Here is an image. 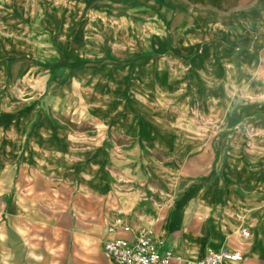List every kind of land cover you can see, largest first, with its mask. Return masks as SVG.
Returning a JSON list of instances; mask_svg holds the SVG:
<instances>
[{
	"label": "crops",
	"instance_id": "1",
	"mask_svg": "<svg viewBox=\"0 0 264 264\" xmlns=\"http://www.w3.org/2000/svg\"><path fill=\"white\" fill-rule=\"evenodd\" d=\"M9 1L0 264H110L117 217L172 264L212 249L264 264V0H174L169 16L154 0L158 25L151 0L77 1L57 47L25 38Z\"/></svg>",
	"mask_w": 264,
	"mask_h": 264
},
{
	"label": "rangeland",
	"instance_id": "2",
	"mask_svg": "<svg viewBox=\"0 0 264 264\" xmlns=\"http://www.w3.org/2000/svg\"><path fill=\"white\" fill-rule=\"evenodd\" d=\"M77 1L88 3V5L79 6L80 8L84 7L87 9V11L84 12L92 13L95 12V8L101 9L102 7L104 12L106 11L107 13H110L111 8L115 10L119 9L116 2H125L126 0H10L7 5V13L11 16L17 14L22 17L23 34L25 38L30 40V42L32 40L38 42L49 40V43H51L53 47H57L62 44L63 38L61 35L63 29L68 28V26H64L69 23V19H71L75 12H77L73 9L77 7V5L70 6L69 3L73 4V2ZM151 1L154 3L151 5L150 14L155 19L152 23L158 25V10L159 8H162V4L159 5L158 1ZM166 1L169 16V12L173 11L175 4L174 0ZM95 2L99 4L96 5ZM101 3H103V5H101ZM120 6L124 8L127 7L126 4H120ZM79 12L83 13V11ZM76 16H78L77 13L75 17ZM12 19L13 18L11 17L8 21H11ZM170 19L171 18H169L167 22L168 27H174V21Z\"/></svg>",
	"mask_w": 264,
	"mask_h": 264
},
{
	"label": "built area",
	"instance_id": "3",
	"mask_svg": "<svg viewBox=\"0 0 264 264\" xmlns=\"http://www.w3.org/2000/svg\"><path fill=\"white\" fill-rule=\"evenodd\" d=\"M108 229L112 238L105 241L103 250L110 264H172L173 253L159 250L152 231L139 230L131 242L125 235L131 233L132 228L122 217H117ZM242 235L249 236L250 232L243 230ZM243 260L239 251L212 249L204 258L187 260V264H225Z\"/></svg>",
	"mask_w": 264,
	"mask_h": 264
}]
</instances>
